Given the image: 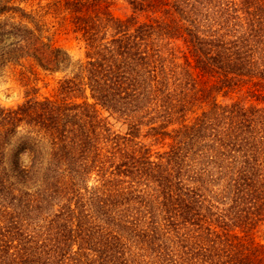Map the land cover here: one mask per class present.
Masks as SVG:
<instances>
[{
  "label": "trees",
  "instance_id": "obj_1",
  "mask_svg": "<svg viewBox=\"0 0 264 264\" xmlns=\"http://www.w3.org/2000/svg\"><path fill=\"white\" fill-rule=\"evenodd\" d=\"M26 1L0 72L63 75L0 105V264H264V0Z\"/></svg>",
  "mask_w": 264,
  "mask_h": 264
},
{
  "label": "rangeland",
  "instance_id": "obj_2",
  "mask_svg": "<svg viewBox=\"0 0 264 264\" xmlns=\"http://www.w3.org/2000/svg\"><path fill=\"white\" fill-rule=\"evenodd\" d=\"M53 0H27L25 6L44 14L47 11V4ZM48 28V34L54 44L62 48L70 57L73 63L84 60V50L82 45L66 35L56 23L51 15L44 16ZM19 72H24L29 79L27 85H23L25 81H20ZM63 73L44 72L38 67H33V71L28 65L25 68H7L4 72H0V105L4 107L14 106L24 100L27 88L35 84L39 88L38 95L40 97H53L55 94L58 80Z\"/></svg>",
  "mask_w": 264,
  "mask_h": 264
}]
</instances>
